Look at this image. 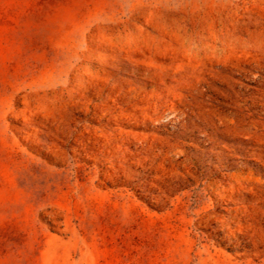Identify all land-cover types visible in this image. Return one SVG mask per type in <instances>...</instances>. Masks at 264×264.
<instances>
[{"label": "rangeland", "instance_id": "374dc122", "mask_svg": "<svg viewBox=\"0 0 264 264\" xmlns=\"http://www.w3.org/2000/svg\"><path fill=\"white\" fill-rule=\"evenodd\" d=\"M0 264H264V0H0Z\"/></svg>", "mask_w": 264, "mask_h": 264}]
</instances>
